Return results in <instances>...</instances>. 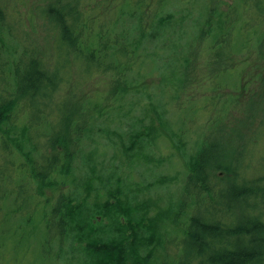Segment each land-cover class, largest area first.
<instances>
[{
	"label": "rangeland",
	"instance_id": "rangeland-1",
	"mask_svg": "<svg viewBox=\"0 0 264 264\" xmlns=\"http://www.w3.org/2000/svg\"><path fill=\"white\" fill-rule=\"evenodd\" d=\"M37 1L5 0L9 14L7 23L13 26L15 36H23V27L29 30L30 10L34 11ZM88 1L91 3L89 10L105 18V0ZM125 1L109 0L108 3L111 8L116 3L114 10ZM231 2L170 0L162 14L170 19L186 17L181 25L185 29V38L192 34L190 25L194 26L199 12L206 10L210 3H216L220 10H225ZM171 29L175 31V27ZM43 32V28L38 27L34 35L41 37ZM170 32L173 31L166 33L170 35L168 39L172 37ZM0 37V62L11 61L20 49L14 47V42L5 34L0 33ZM164 38L167 43L166 36L159 42ZM154 42L147 45L148 51L158 43ZM183 42L180 44L182 47ZM181 46L166 48L164 55L155 57V65L148 62L138 64L132 73L137 89L129 93L124 106L116 110L95 111V105L105 97L107 82L100 74L88 76L87 67L82 63L58 71L62 75L61 71L65 70L63 73L71 79L61 94L52 92L47 96L46 91L41 90V95L34 98H38L40 104L30 103L19 118L20 123L30 119L35 121L39 108L44 112L42 123L29 127L32 143L49 151L42 134H49L54 139L62 133L70 118L69 128L78 134L73 133L72 137H80V143L78 146L73 143L70 174H54L55 187L44 188L43 193L38 194L36 184L28 177L27 171L30 172L31 166L10 140L6 157L17 164H26L28 182L25 188L32 203L25 200L26 192L21 190L18 202L24 203L25 209L20 217L14 216L10 205H2L0 264H106L104 254L98 249L103 240L123 241L120 246L123 249L119 250L121 260L114 264H132L135 259L144 257L148 259L144 264H172L178 257L181 248L175 244L182 232L174 228L171 221L177 210L188 161L195 151L194 141L206 129L211 115H226L229 139L237 131L246 135L259 128L258 122L264 115V79L256 77L259 70L253 66L255 62L242 64L247 69L241 80L236 74H228L227 85L217 91L221 96L211 104L207 103V96L214 92L209 91L207 71L201 62L190 71L192 79L189 83L178 81L181 68L178 66L177 69L176 64L183 56ZM258 62L264 76V58ZM230 72L234 73L233 68ZM81 73L84 78L78 82L77 76ZM3 84L9 88L6 82ZM7 95L8 91L0 84V97ZM50 100L54 103H49ZM180 128L186 132L183 136L180 133L181 140L174 135ZM19 143L24 152L38 161L39 151L32 149L29 142ZM258 145L256 158L264 151V139ZM48 160L52 162V158ZM244 161L248 162L247 159ZM252 161L256 163L257 159ZM9 170L11 175L17 174L12 167ZM235 194L233 187L225 185L220 210L227 212L229 228H233L235 221L242 227H251L259 208L264 210V197L250 194L237 199ZM58 199L61 203L68 201L69 212L75 211L77 219L76 224L73 221L69 223L61 238L56 220L47 224L43 218V213H49L51 205ZM199 210L203 216L207 214L205 204L200 205ZM6 217L8 219L4 222ZM178 220L183 219L179 217ZM230 236L233 242L241 236L248 244L252 237L250 234Z\"/></svg>",
	"mask_w": 264,
	"mask_h": 264
},
{
	"label": "trees",
	"instance_id": "trees-1",
	"mask_svg": "<svg viewBox=\"0 0 264 264\" xmlns=\"http://www.w3.org/2000/svg\"><path fill=\"white\" fill-rule=\"evenodd\" d=\"M108 1L105 0L103 18L89 10L91 3L88 0H38L34 11L30 10L29 30L22 26L23 36L19 37L15 36L13 26L7 23L9 14L5 0H0V33L20 49L11 61L0 62L1 88L8 91V97H0V212L2 205L8 204L14 216L20 217L25 209L24 203L18 202L21 190L26 192L25 200L31 202L25 188L28 182L26 164H17L6 157L10 140L31 166L27 173L36 184L38 194H42L44 188L55 187L54 174H70L73 143L77 146L80 143V137H72L77 132L69 128L71 118L54 139L49 134H42L49 151L38 148L29 135L30 126L42 123L45 114L41 108L35 121L19 122L30 103L40 104L38 98H34L41 95V90H45L47 96L52 92L55 95L63 92L71 79L63 73L65 70L61 71L62 75L59 70L71 69L75 63H82L87 67L88 76H105V97L95 105V111L99 113L124 106L125 97L137 89L132 77L136 66L147 62L155 65L156 56L164 55L166 48L181 46L182 40L183 56L176 64L177 69L178 66L181 68L178 81L189 83L192 79L190 71L201 62L207 71L209 91L214 92L207 96V103L212 104L219 99L221 94L217 91L227 85L228 74H236L240 80L246 75L247 68L242 66L244 62H255L253 66L259 70L256 77L264 79L258 62L264 58V0H232L225 10H220L216 3H210L206 10L199 12L194 26L190 25L192 34L185 38V29L181 25L186 17L170 19L162 14L170 0H126L114 10L116 3L111 8ZM38 27L44 31L41 37L34 35ZM174 27L175 31L171 29ZM168 30L173 31L170 39L167 38L170 35H166ZM165 36L168 42L165 38L159 42ZM154 41L158 43L148 51L147 45ZM200 55L202 60L199 61ZM231 68L234 73L230 72ZM77 78L78 82L82 81L83 73ZM258 123L259 128L254 131L246 135L237 131L229 139L226 115L217 113L208 118L206 129L199 133L198 138L195 137V151L188 161L177 210L171 221L172 226L182 232L175 244L180 246L181 253L172 264H264V210L259 208L251 227H242L235 221L233 228L228 226L227 212L220 210L225 185L235 189L237 199L250 194L264 197V151L257 158L255 156L259 153V142L264 139V115ZM184 132L180 128L174 135L181 140ZM20 141L23 144L29 142L32 149L39 151L38 161L24 152ZM51 158L52 162L47 161ZM252 159H257V162ZM11 167L16 175H11ZM202 204L207 209L204 216L199 210ZM69 211L68 201L61 203L58 199L51 205L49 213H43L47 224L56 220L61 230L59 238L70 222L77 223L75 211ZM4 213L9 214V211ZM179 217L183 220H178ZM6 219L8 217L4 222ZM231 234H250L252 237L249 244L241 236L233 242ZM103 241L98 249L104 254V263L114 264L121 260L119 250L123 249L120 247L123 241ZM147 261V257L137 258L132 264Z\"/></svg>",
	"mask_w": 264,
	"mask_h": 264
}]
</instances>
